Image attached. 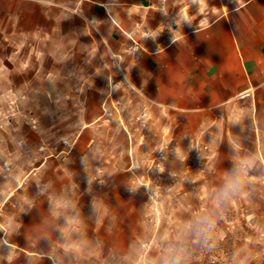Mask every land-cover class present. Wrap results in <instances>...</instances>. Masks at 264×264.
<instances>
[{
  "label": "rangeland",
  "instance_id": "obj_1",
  "mask_svg": "<svg viewBox=\"0 0 264 264\" xmlns=\"http://www.w3.org/2000/svg\"><path fill=\"white\" fill-rule=\"evenodd\" d=\"M82 23L56 63L34 30L26 77L0 29V264H264V156L243 101L203 123L145 106Z\"/></svg>",
  "mask_w": 264,
  "mask_h": 264
},
{
  "label": "crops",
  "instance_id": "obj_2",
  "mask_svg": "<svg viewBox=\"0 0 264 264\" xmlns=\"http://www.w3.org/2000/svg\"><path fill=\"white\" fill-rule=\"evenodd\" d=\"M67 6L81 19L66 21ZM82 19L92 46L119 64L122 84L143 92L145 106L203 123L243 101L264 156V0H0V29L13 30V76L29 75L34 30L52 40L56 63L66 28L81 41ZM58 70L52 75L67 74Z\"/></svg>",
  "mask_w": 264,
  "mask_h": 264
}]
</instances>
